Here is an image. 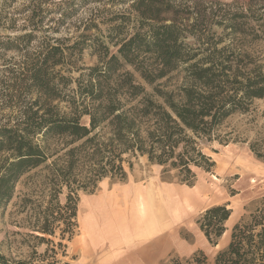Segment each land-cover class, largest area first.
Returning <instances> with one entry per match:
<instances>
[{"label":"trees","instance_id":"obj_1","mask_svg":"<svg viewBox=\"0 0 264 264\" xmlns=\"http://www.w3.org/2000/svg\"><path fill=\"white\" fill-rule=\"evenodd\" d=\"M82 1L123 7L106 22L100 16L105 10L97 11L84 30L95 29L99 36L83 33L71 45L48 35L49 27L29 50L37 39L35 24V31L0 42L2 52L21 55L19 73L35 96L13 124L0 125V210L13 200L26 174L44 168L56 195L68 190L67 203L59 217L49 210L52 221L34 229L53 237L62 219V240L68 234V241L77 216L73 194L91 193L107 178L124 181L125 156L147 157L168 176L174 172L177 183L193 186L195 169L209 172L214 166L203 144L221 141L218 131L228 118L264 100V0ZM16 2L0 0V26L16 22L9 12ZM36 16L41 14L33 12L32 19ZM99 20L107 25L106 35ZM86 49L97 65L76 80L67 76ZM174 74H181L182 82L169 88ZM56 138L62 142L60 156L49 145ZM247 211L214 264H264V199ZM231 214L227 206H214L201 215L197 223L211 244L227 232ZM39 239L53 246L45 258L59 263L54 242ZM0 264L26 263L0 254ZM163 264L209 263L200 252Z\"/></svg>","mask_w":264,"mask_h":264},{"label":"rangeland","instance_id":"obj_2","mask_svg":"<svg viewBox=\"0 0 264 264\" xmlns=\"http://www.w3.org/2000/svg\"><path fill=\"white\" fill-rule=\"evenodd\" d=\"M201 1L227 4L238 1L243 4L247 0ZM122 7L111 8L107 3L104 7L103 4H91L82 0H17L9 9L12 13L10 18L16 22L10 23L8 20L5 28L0 26V42H6L8 39L16 40L35 31L37 25L40 31L34 32L37 39L29 45V50L33 51L36 48L44 35L43 31L49 27L53 29L48 35L71 45L80 40L78 39L80 34L86 33L84 28L97 11L105 10L100 16L103 22H106L110 14L121 11ZM33 12L41 16L32 19ZM43 17L45 19L40 23ZM98 22L99 28L103 31L102 35H106L107 25L100 20ZM25 25L28 26L26 29H24ZM86 35L99 36L95 29ZM77 59L79 61L75 65V70L67 75L75 80L86 74L87 68H92L98 63L97 58L90 56L89 49ZM20 62L21 55L17 50L8 52L0 50V125L7 122L13 124L19 110L24 109L29 101H34L35 98L34 94L26 90L24 77L19 73ZM182 78L181 74L172 75L168 82L169 88L180 84ZM70 87L75 88L76 83L73 82ZM218 136L221 141L214 140L203 144V153L211 158L214 166L209 172L195 169L196 181L193 186L177 183L173 179L174 172L168 176L163 172L162 167L151 164L147 157L125 156L127 162L123 166L127 178L124 181L112 182L107 178L102 180L91 193L78 190L73 194V202L77 203V216L72 221L74 234L70 241L67 239L68 234L66 239L62 240L66 228L62 219L55 223L53 237L35 231L34 228L41 227L45 220L52 221L48 216L49 210L54 211L57 217L64 213L58 210L66 205L68 190L64 188L62 194L56 195L44 168L29 172L16 185L13 200L5 209L0 210V254L13 263H53L52 257L45 258L46 251L53 246L39 239L44 237L56 245L58 252L56 259L59 261L57 264H149L160 241L155 239L145 241L143 237L134 248H125V255L120 260L110 262L104 254L118 253L120 241L122 242L121 239L126 232L116 224L110 225L114 213L105 210L103 203H92L96 207L91 216L90 212L84 209L86 203L95 196L111 191L119 185H128L133 189L158 188L157 195L153 190L157 196L156 206L152 209V205L148 203L147 214L149 213L151 218L150 216L146 218H150V222L155 221L156 218L160 222L165 219L173 222V228L168 232L169 235L167 234L172 243V253L158 264L168 263L173 258H190L200 252L205 254L209 264H214L217 254L229 245L234 225L248 213L247 210L251 209L253 203L264 199V100H255L247 113H236L228 118L220 127ZM49 145L52 150L59 151L58 156L63 154L60 139L50 140ZM3 158L0 156V161ZM56 158L50 160V163ZM162 193L173 195V201L167 200V207L164 201L158 200ZM214 206H227L232 213L226 223L227 232L218 240L217 245L211 244L206 239L197 223L201 215ZM173 207L177 208L175 213ZM157 209H161L162 212L160 210L156 213ZM89 216L92 222L87 223ZM86 233H89V242L83 244L82 239L85 237L86 241ZM60 243L62 246H58Z\"/></svg>","mask_w":264,"mask_h":264},{"label":"crops","instance_id":"obj_3","mask_svg":"<svg viewBox=\"0 0 264 264\" xmlns=\"http://www.w3.org/2000/svg\"><path fill=\"white\" fill-rule=\"evenodd\" d=\"M157 186V185H156ZM121 187V188H118ZM157 189L158 188H152V190L155 191V194L157 195ZM151 189H144L142 187L138 188H131L128 187V185H119L117 187H114L111 191L103 192L91 202H100L104 204L105 210L111 211L114 214L118 216H114L113 220H111L110 225L116 224L123 232L125 233V236L120 241V247L118 248V253H105L104 257L108 261L111 258L112 261L120 260L123 255H125V248H134V245L141 240V236L136 235L135 233V225L138 224V222H149L150 218L147 219L144 217L141 219V213L138 212V197L140 194L148 195V192ZM159 192V189H158ZM171 192V191H170ZM157 197V196H156ZM148 203H150L149 198L147 199ZM152 211V210H151ZM154 211V210H153ZM151 214L153 212H150ZM147 216H151L149 213ZM147 219V220H145ZM96 222V220H95ZM97 224V223H96ZM155 225V233L152 236H148L145 238V241H149L150 239H155L160 241L158 243V246L155 247V252L153 254V257L151 258L149 264H158L159 261L163 260L167 256H169L172 253L171 248V240L167 237L168 232L173 228V222L164 220V221H157V218L155 219V223L151 224ZM122 233V232H121ZM89 233H86V240L89 242L88 236ZM169 235V234H168ZM159 238V239H158ZM130 249V248H129ZM125 250V251H124ZM103 256V255H102ZM102 262V261H101ZM111 262V261H110Z\"/></svg>","mask_w":264,"mask_h":264},{"label":"bare ground","instance_id":"obj_4","mask_svg":"<svg viewBox=\"0 0 264 264\" xmlns=\"http://www.w3.org/2000/svg\"><path fill=\"white\" fill-rule=\"evenodd\" d=\"M173 195L172 196H168L166 193H162L161 195H160V197H159V199L158 200H160V201H164V205L167 207V200L170 202V201H173ZM149 198V202H150V204L152 205V209H153V207L155 208V202H156V196H155V194H154V192H153V190L151 189L149 192H148V195L146 196V195H144V194H140L139 195V197H138V212H140L141 213V219H143L144 217H147V209H149V207H148V199ZM183 199V198H182ZM168 202V203H169ZM90 203V204H89ZM92 203L93 202H91V201H88V203H86L87 205H85V207H84V209H85V211H88V213L90 212V216H91V213H94L95 212V204H94V206L92 205ZM158 203V202H157ZM162 204V203H161ZM159 206H160V204H159ZM162 206V205H161ZM151 208V207H150ZM164 208V207H163ZM169 208H170V206H169ZM161 209H157V212L156 213H159L158 211H160ZM172 210H173V212L175 213V211H177V208H172ZM154 211H156V210H154ZM171 211V210H170ZM152 212V211H151ZM160 212H162V210L160 211ZM83 213V212H82ZM161 214V213H160ZM157 215V214H156ZM159 215V214H158ZM88 217V219H87V223H90V222H92L91 221V217ZM114 216H118V215H116V214H114ZM156 217V216H155ZM150 218H151V216H150ZM154 220L152 221V222H150V220H149V222H147V223H144L143 221L141 222H138V224H136L135 225V233H136V235H138V236H141V237H145V238H147L148 236H152L153 234H154V232H155V225H151V224H154ZM86 236V235H85ZM82 243L83 244H86L87 243V240L85 241V237L82 239ZM110 261H112V259L110 258L109 259ZM95 261V260H94Z\"/></svg>","mask_w":264,"mask_h":264}]
</instances>
